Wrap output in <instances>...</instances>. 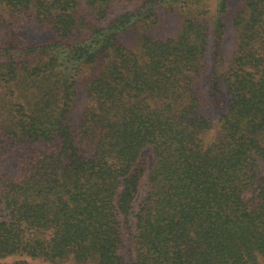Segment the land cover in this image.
<instances>
[{
    "label": "trees",
    "instance_id": "16d2710c",
    "mask_svg": "<svg viewBox=\"0 0 264 264\" xmlns=\"http://www.w3.org/2000/svg\"><path fill=\"white\" fill-rule=\"evenodd\" d=\"M180 1L0 0V261L264 259V0H215V48L228 16L237 34L226 102L220 76L195 79L206 25L122 41ZM117 4L133 7L106 22ZM22 17L51 37L22 40ZM79 93L89 107L75 124Z\"/></svg>",
    "mask_w": 264,
    "mask_h": 264
},
{
    "label": "rangeland",
    "instance_id": "374dc122",
    "mask_svg": "<svg viewBox=\"0 0 264 264\" xmlns=\"http://www.w3.org/2000/svg\"><path fill=\"white\" fill-rule=\"evenodd\" d=\"M242 1L243 0H232V10L236 9ZM215 3V0H182L179 3H169L158 7L157 22H155L154 19H150L147 22L139 24L137 28L131 29L124 34L122 36V41L126 47L134 50L136 49L137 39L140 38L143 33L150 34L154 39H166L168 37L174 38L177 36L179 29L185 20H192L206 25L209 28L211 36L208 39L206 55L201 61L204 66L203 74L195 79L197 83L201 84L200 87H202L209 82L211 75L215 74L216 76H220L221 88L226 102L228 97L226 96L225 84L222 81V77L228 72L232 63L237 45V34L231 26L230 20L232 16H228L220 48L219 50L215 48L212 38ZM131 7L133 6H127V4H117L112 6V11L107 16L106 22L112 21L126 11L131 10ZM12 27L16 30H13V32L19 34L22 37V40H27V43H44L51 37L49 29L34 25L32 20L27 17H22L16 22H13ZM4 34L5 31L0 35V43L4 41ZM88 107V101H86L82 93H79L76 98V106L71 112V117L75 124ZM207 113L211 114L212 112L207 110ZM208 116L213 118L212 123L215 124V118L212 115ZM216 132V129L212 130L210 137L213 138ZM19 260L20 259L16 258H6L1 260L0 263L10 264ZM259 264H264L263 258H259Z\"/></svg>",
    "mask_w": 264,
    "mask_h": 264
}]
</instances>
